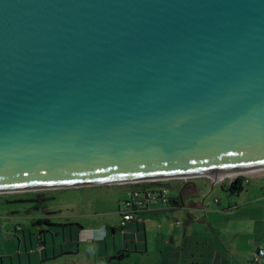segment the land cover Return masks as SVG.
I'll use <instances>...</instances> for the list:
<instances>
[{
  "label": "water",
  "instance_id": "95a60500",
  "mask_svg": "<svg viewBox=\"0 0 264 264\" xmlns=\"http://www.w3.org/2000/svg\"><path fill=\"white\" fill-rule=\"evenodd\" d=\"M221 174L264 178V0H0V193Z\"/></svg>",
  "mask_w": 264,
  "mask_h": 264
},
{
  "label": "crops",
  "instance_id": "0c3cea01",
  "mask_svg": "<svg viewBox=\"0 0 264 264\" xmlns=\"http://www.w3.org/2000/svg\"><path fill=\"white\" fill-rule=\"evenodd\" d=\"M239 179L244 184L249 180V186L247 188L244 187L242 192L233 194L230 191L233 181L230 179L228 191L232 196L215 199V203L212 201L208 202L207 196L205 197L206 192L202 195H197L195 191L196 188H202L198 181H202L203 186L208 189L213 187L214 191L215 184L209 178L199 177L187 182L183 181L182 187L177 190V194H170L168 206H153L144 215L143 223L130 222L122 228L127 230L124 235L125 240L130 237V233L136 230L138 232L137 243L139 244L135 247V251L148 252L149 235L147 224H154L156 221L166 218L168 221L164 222L169 224V231L164 236L166 237V243L164 244L167 246L172 244L174 247H172V250L181 255L185 252L186 249L184 247L188 243L194 244L193 239L197 236L195 232L197 222H201L202 226L208 224L205 227L206 230H216L214 220L212 221L208 210H212L213 212L211 213L217 217L218 215H224V213L225 215H235L240 211L246 210L247 213L244 214L246 216L240 220L238 232L234 233L230 240H228L230 245L234 246V249H230L225 240L219 239L216 233H212L214 234L212 237L215 238L213 241L215 240L218 243V248L213 250V254L219 255L223 260H226L227 255L235 256L242 254L244 258L252 262L253 255L257 249L264 248L258 241V237L263 236L264 242V226L258 229V224L252 212L253 208L257 209V203H263L262 207H264V178L244 177ZM224 183H226V180ZM224 183H221L222 187L226 186ZM178 214L184 217L186 228L183 232L181 231L183 224L177 219ZM96 215L98 214H89L83 218L84 222L90 225L84 222L76 223L77 226L74 228L77 229V235L75 238L71 237L70 241L65 240L64 232L62 233L63 240H57L51 229H44L42 226L44 223H38V216L36 215L26 216V220L31 225L27 224V228L26 225L19 221L17 223L9 222L7 226L10 227V231H8L9 233H5L9 239L6 242L3 241L0 248V264H103L104 262L115 264L113 260L119 259H112L116 256L114 255L116 252L123 254V258L119 259L121 261L131 257L128 254L130 246L127 243L124 244V247L118 249L116 246H114V249L108 248V238L111 237V229L112 240L114 241L117 237V226H120L112 225L111 220L104 219V221H101L100 216H97L98 219H92V216ZM47 219L49 223L45 225L54 229V226L57 225L50 222L49 218ZM98 221L103 222L101 226H98ZM217 221L221 223V221ZM93 222L97 223L92 227ZM174 224L176 229L172 230L171 227ZM33 226H39L36 237L35 234L30 232V227ZM159 227L162 228L163 225H159ZM50 233L52 234L51 239L47 236ZM58 234L59 232L56 235ZM82 245H89L93 248V250L88 249L89 262L81 254ZM16 246L17 253L14 251ZM40 247L42 248L41 252H32Z\"/></svg>",
  "mask_w": 264,
  "mask_h": 264
},
{
  "label": "rangeland",
  "instance_id": "374dc122",
  "mask_svg": "<svg viewBox=\"0 0 264 264\" xmlns=\"http://www.w3.org/2000/svg\"><path fill=\"white\" fill-rule=\"evenodd\" d=\"M190 180L192 179H188L187 181ZM229 180L230 179H228V181L226 180V183H224L225 181L223 182L226 185L225 187H222L223 183L216 184L214 186V191L212 192L210 191L211 187L208 189L203 186L202 181L198 182L202 189H206L205 197L207 196L206 199L208 202L212 201L215 203V199L232 196L228 191L230 186ZM183 181L185 180L167 179L158 182L167 184L170 194H177V190L182 187L181 185L183 184ZM143 182L149 183L153 181ZM248 182L249 180L245 182V188L249 186ZM132 188V183H129L128 185L104 184L65 189L24 190V192L20 193H0V248L2 247L3 241L6 242L9 239V237L5 235V233H9L8 231H10V227L7 226L9 222L17 223V221H19L20 223L26 225V228L27 224L29 225L26 220L27 217L24 213L29 205L23 203L9 204L7 202V200L16 199L18 196L15 195L17 194L45 193L47 200L44 202V205L39 210L35 209L31 214L42 218L47 216V218L50 219V222L57 226H54L53 229L43 224V228L51 229L57 240H63L62 233L64 232V238H66L65 240H69L71 237L75 238L77 235V229L74 228L77 226L76 223L84 222L83 218L89 214H98L96 216H92V219H98L97 216H100L101 221H104V219L111 220L112 225L120 226V222L122 221L120 206L121 203L128 197ZM262 205L263 203H257V209L253 208L252 210L258 224V229L264 226V207H262ZM208 212L212 221L214 220L216 230H206L205 227L208 226V224H206V226H202L201 222H197L195 227L197 236L193 239L194 244L188 243V245L184 247L186 249L185 252L181 255L172 250V244L168 246L164 244L166 243V237L164 236L166 232L169 231V224L164 222L168 221L166 218L164 220L156 221L154 224H147L149 235L148 252H141L140 250L135 251V247L139 244L137 243L138 232L136 230L130 233V237L125 240L124 235L127 230L121 229L117 226V237L113 241L111 229V237L108 238V248L114 249V246H116L118 249L120 247H124V244L127 243L130 246V252L128 254L131 256L124 261L116 259L113 260V262L115 264H252L247 258H244L242 254H237L235 256L227 255L226 260L221 259L219 255L213 254V250L218 248V243L215 240L213 241L215 238L212 237L214 236L212 233H216L219 239L227 242L230 249H234V246H231L228 240H230L234 233L238 232L240 220L246 216L244 214L247 213V211H240L235 215H225L224 213V215H218V217L211 213L213 212L212 210H208ZM177 217V219L183 224L181 228V231L183 232L186 228L184 217L181 216V214H178ZM217 220L221 221V223ZM98 222V226H101L103 223L100 221ZM96 223L97 222H93L92 227L95 226ZM86 224L90 225L89 223ZM159 225H163V227L160 228ZM171 229H176L175 224L171 227ZM30 230V232L35 234L36 237L38 235L39 226L30 227ZM57 232H59V236L56 235ZM47 236L51 239L52 234L50 233ZM258 241L262 246H264L263 236L258 237ZM88 249L93 250V248L89 245H82L81 254L85 256V260L89 262ZM14 251L17 253V246ZM114 255H118V253L116 252ZM103 264L107 263L104 262Z\"/></svg>",
  "mask_w": 264,
  "mask_h": 264
},
{
  "label": "built area",
  "instance_id": "2783aa9c",
  "mask_svg": "<svg viewBox=\"0 0 264 264\" xmlns=\"http://www.w3.org/2000/svg\"><path fill=\"white\" fill-rule=\"evenodd\" d=\"M199 178V177H189V178H179L187 182L188 179ZM215 185L221 184L225 180L231 179L235 181L239 178H235L229 174H221L218 177H207ZM163 181V180H161ZM132 183V190H130L128 197L121 203L120 213L122 216V221L120 226L125 227L130 222L142 223L144 221V215L153 206H168L170 203V193L167 186H148V187H137L145 182H130ZM150 183H162L158 181L149 182ZM129 183H121L120 185H128ZM22 192V191H21ZM20 193V192H16ZM41 252L42 248L33 250L32 252ZM252 262L255 264H264V248L257 249L256 253L253 255Z\"/></svg>",
  "mask_w": 264,
  "mask_h": 264
},
{
  "label": "flooded vegetation",
  "instance_id": "af4514ba",
  "mask_svg": "<svg viewBox=\"0 0 264 264\" xmlns=\"http://www.w3.org/2000/svg\"><path fill=\"white\" fill-rule=\"evenodd\" d=\"M15 196H18L16 199H10V200H7V202L9 203L10 201H14V200H32L31 202H27V203H23V204H28V208L24 211L25 215L26 216H30V215H33L31 213H33V211L35 209H41L42 206L44 205V202L47 200V197H46V194L44 193H35V194H17ZM9 204H12V203H9ZM38 219V223L41 224V223H44V224H48L46 223L45 221H47V216L45 217H37Z\"/></svg>",
  "mask_w": 264,
  "mask_h": 264
},
{
  "label": "trees",
  "instance_id": "16d2710c",
  "mask_svg": "<svg viewBox=\"0 0 264 264\" xmlns=\"http://www.w3.org/2000/svg\"><path fill=\"white\" fill-rule=\"evenodd\" d=\"M167 186V184H162V183H150V184H147V183H144L142 185H138L137 187H148V186ZM244 190V183L241 179H237L235 181L232 182L231 186H230V191L233 193V194H238L240 192H242ZM46 223H48V221H45ZM143 223V222H142ZM137 224H140V223H137ZM120 228H124L122 226H120ZM116 258H119V259H122L123 258V254L119 253L118 255H116L115 257H113L112 259H116ZM252 264H255L254 262H251Z\"/></svg>",
  "mask_w": 264,
  "mask_h": 264
},
{
  "label": "bare ground",
  "instance_id": "6f19581e",
  "mask_svg": "<svg viewBox=\"0 0 264 264\" xmlns=\"http://www.w3.org/2000/svg\"><path fill=\"white\" fill-rule=\"evenodd\" d=\"M230 175V174H229Z\"/></svg>",
  "mask_w": 264,
  "mask_h": 264
}]
</instances>
